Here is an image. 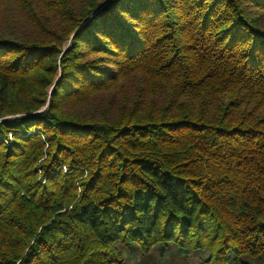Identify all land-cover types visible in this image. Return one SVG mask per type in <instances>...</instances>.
<instances>
[{
  "label": "trees",
  "instance_id": "16d2710c",
  "mask_svg": "<svg viewBox=\"0 0 264 264\" xmlns=\"http://www.w3.org/2000/svg\"><path fill=\"white\" fill-rule=\"evenodd\" d=\"M154 250L264 264V0H0V264Z\"/></svg>",
  "mask_w": 264,
  "mask_h": 264
},
{
  "label": "rangeland",
  "instance_id": "374dc122",
  "mask_svg": "<svg viewBox=\"0 0 264 264\" xmlns=\"http://www.w3.org/2000/svg\"><path fill=\"white\" fill-rule=\"evenodd\" d=\"M126 257L127 259H131L134 263L140 264L143 256L139 251H134L130 254H126ZM151 258L153 260H148V262L155 261L156 264H196L199 261V258L192 254L183 252L173 254L169 251L162 252L159 250H154Z\"/></svg>",
  "mask_w": 264,
  "mask_h": 264
}]
</instances>
